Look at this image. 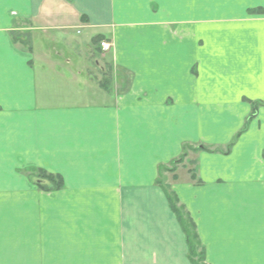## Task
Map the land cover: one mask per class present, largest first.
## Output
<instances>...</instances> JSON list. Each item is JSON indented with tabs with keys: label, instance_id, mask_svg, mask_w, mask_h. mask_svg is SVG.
Returning <instances> with one entry per match:
<instances>
[{
	"label": "crops",
	"instance_id": "1",
	"mask_svg": "<svg viewBox=\"0 0 264 264\" xmlns=\"http://www.w3.org/2000/svg\"><path fill=\"white\" fill-rule=\"evenodd\" d=\"M183 154L206 263L264 264V0H0V264H189Z\"/></svg>",
	"mask_w": 264,
	"mask_h": 264
},
{
	"label": "trees",
	"instance_id": "2",
	"mask_svg": "<svg viewBox=\"0 0 264 264\" xmlns=\"http://www.w3.org/2000/svg\"><path fill=\"white\" fill-rule=\"evenodd\" d=\"M184 155V154H183ZM183 156L181 157V159ZM39 180L43 183L47 182L48 184L52 183L51 186L53 187V190L58 189L61 187V183L59 181L58 177H54L53 175H47L46 173H40ZM44 190H46V187L44 185ZM164 193L166 195V201L168 202V205L172 211V213L175 215L178 225L180 226L184 236L185 241L187 245V259L189 260L190 264H198L195 262L196 257H198L199 262L201 264H205V254L204 249L201 246V243L199 241L195 225L193 224L191 218L189 217L188 213L185 212L184 207L178 206L179 201L176 198V195L171 193L170 191L164 189ZM195 249L198 251V253H195ZM197 259V260H198Z\"/></svg>",
	"mask_w": 264,
	"mask_h": 264
},
{
	"label": "rangeland",
	"instance_id": "3",
	"mask_svg": "<svg viewBox=\"0 0 264 264\" xmlns=\"http://www.w3.org/2000/svg\"><path fill=\"white\" fill-rule=\"evenodd\" d=\"M102 43V42H101ZM100 43V44H101ZM99 47H101L100 45H99ZM108 44L106 45V51L108 50ZM102 49V48H101ZM105 50H103L102 49V51H105ZM188 148V150H190L189 149V147H187ZM186 150V149H185ZM187 154V153H186ZM186 154L185 155H183V158L181 159H178V160H174V161H172V163H170V164H168L169 166L168 167H166V168H162V169H160V173H159V177H158V183H159V185L160 186H162L163 188V190L165 189L166 190V188H167V190L168 191H170L171 193H173V194H175L172 190H170L166 185L168 184V182L170 181V179L173 177V179L175 180V176H176V174H175V172H176V170H177V167L179 166V165H181V163L184 161V158H185V156H186ZM188 172H189V176H190V178L192 179V180H195V178H196V175H195V172L193 171V169H190V170H188ZM165 173H168L169 174V176H165ZM167 175V174H166ZM60 181V180H59ZM166 183V184H165ZM51 184L52 183H50V184H48L47 182L45 183L44 182V185H45V187H46V190L45 191H47V192H50V191H53V187L51 186ZM165 184V185H164ZM56 190V189H55ZM178 206H182V205H180V202H179V205H177V207ZM183 207V206H182ZM183 233V232H182ZM184 235V234H183ZM183 237H185V236H183ZM199 238V237H198ZM200 241V240H199ZM201 243V242H200ZM185 244H186V241H185ZM202 246V245H201ZM186 248H187V245H186ZM195 253H198V251L195 249ZM205 256V255H204ZM198 259V257H196L195 259H193V260H195V262H197L198 264H201L200 262H199V259ZM189 261V260H188ZM189 264H190V262H189ZM205 264H207L206 263V260H205Z\"/></svg>",
	"mask_w": 264,
	"mask_h": 264
},
{
	"label": "built area",
	"instance_id": "4",
	"mask_svg": "<svg viewBox=\"0 0 264 264\" xmlns=\"http://www.w3.org/2000/svg\"><path fill=\"white\" fill-rule=\"evenodd\" d=\"M100 46H101V48H102L103 50L106 49V43L102 42V43L100 44Z\"/></svg>",
	"mask_w": 264,
	"mask_h": 264
}]
</instances>
